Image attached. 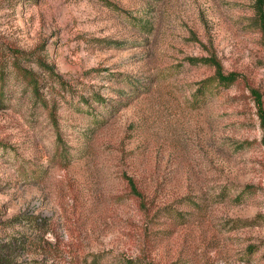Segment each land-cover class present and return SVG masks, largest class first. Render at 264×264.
Returning a JSON list of instances; mask_svg holds the SVG:
<instances>
[{"label": "rangeland", "instance_id": "1", "mask_svg": "<svg viewBox=\"0 0 264 264\" xmlns=\"http://www.w3.org/2000/svg\"><path fill=\"white\" fill-rule=\"evenodd\" d=\"M0 213L7 264H264L254 0H0Z\"/></svg>", "mask_w": 264, "mask_h": 264}, {"label": "trees", "instance_id": "2", "mask_svg": "<svg viewBox=\"0 0 264 264\" xmlns=\"http://www.w3.org/2000/svg\"><path fill=\"white\" fill-rule=\"evenodd\" d=\"M263 3L264 0H254V9L258 16L259 21V27L262 36L264 37V11H263ZM32 53V51H31ZM24 56L25 53L22 51H14L15 59L18 60L19 56ZM33 61V60H32ZM191 63H195L197 61H208L214 66L213 74L211 79L216 81L217 84L222 85H228L233 83V81L236 78V74L233 72L224 73L220 67V64L218 61H216L213 58H205V57H189L188 60ZM37 67L40 69H43L44 73L48 74L49 77H54L56 79H60L59 75L54 74L52 68L41 58H37L33 61ZM10 73L12 74V77L18 81L19 84L22 85L23 89H29L30 95L32 96V99L34 102H39L41 105L46 107L47 105V99L43 96H41L38 92V81L35 77V73L32 69L22 67L17 63L11 62L10 65ZM53 111L52 108L49 109V116L52 118ZM54 122V120H52ZM128 186L132 194L135 196L136 199H142L141 193L137 190L134 182L132 180L128 179ZM247 187H244L246 189ZM141 201V200H140ZM2 217V214L0 213V218ZM27 216H19V215H12L8 218H4L3 220H0L1 222V228L5 227H13L14 225H17V222H20V220L27 219ZM15 241L14 238H11ZM17 245L16 243H11L10 241L6 242L5 244H0V264H7L8 263V255L9 248L12 246Z\"/></svg>", "mask_w": 264, "mask_h": 264}]
</instances>
